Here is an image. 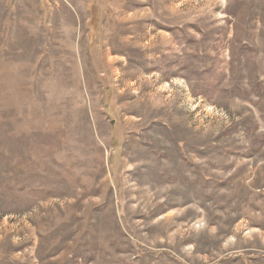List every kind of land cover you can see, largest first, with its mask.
<instances>
[{
    "label": "rangeland",
    "instance_id": "374dc122",
    "mask_svg": "<svg viewBox=\"0 0 264 264\" xmlns=\"http://www.w3.org/2000/svg\"><path fill=\"white\" fill-rule=\"evenodd\" d=\"M0 264H264V0H0Z\"/></svg>",
    "mask_w": 264,
    "mask_h": 264
}]
</instances>
